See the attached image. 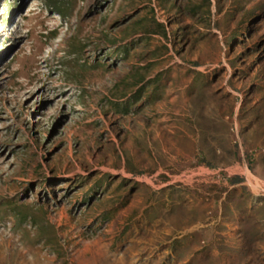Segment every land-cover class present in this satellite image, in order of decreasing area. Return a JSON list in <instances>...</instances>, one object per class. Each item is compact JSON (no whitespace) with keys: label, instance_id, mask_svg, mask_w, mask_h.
<instances>
[{"label":"rangeland","instance_id":"374dc122","mask_svg":"<svg viewBox=\"0 0 264 264\" xmlns=\"http://www.w3.org/2000/svg\"><path fill=\"white\" fill-rule=\"evenodd\" d=\"M0 264H264V0H0Z\"/></svg>","mask_w":264,"mask_h":264},{"label":"trees","instance_id":"16d2710c","mask_svg":"<svg viewBox=\"0 0 264 264\" xmlns=\"http://www.w3.org/2000/svg\"><path fill=\"white\" fill-rule=\"evenodd\" d=\"M237 181H238V180H231V184L238 183Z\"/></svg>","mask_w":264,"mask_h":264}]
</instances>
